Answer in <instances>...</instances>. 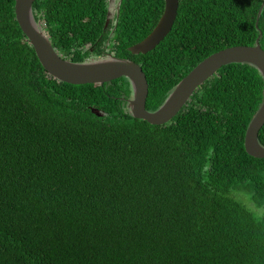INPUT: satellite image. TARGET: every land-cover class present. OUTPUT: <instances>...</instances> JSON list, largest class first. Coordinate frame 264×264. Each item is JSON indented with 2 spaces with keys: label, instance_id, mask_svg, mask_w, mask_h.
I'll use <instances>...</instances> for the list:
<instances>
[{
  "label": "trees",
  "instance_id": "1",
  "mask_svg": "<svg viewBox=\"0 0 264 264\" xmlns=\"http://www.w3.org/2000/svg\"><path fill=\"white\" fill-rule=\"evenodd\" d=\"M263 2L180 0L170 33L138 54L165 0L118 1L112 30L110 0H36L33 14L66 59L139 63L154 111L212 53L261 32L264 49ZM15 3L0 0V264H264V158L245 147L264 99L258 67H221L151 124L128 107V77L48 73Z\"/></svg>",
  "mask_w": 264,
  "mask_h": 264
},
{
  "label": "water",
  "instance_id": "2",
  "mask_svg": "<svg viewBox=\"0 0 264 264\" xmlns=\"http://www.w3.org/2000/svg\"><path fill=\"white\" fill-rule=\"evenodd\" d=\"M35 1L16 0V17L46 71L61 81L73 84H103L120 77H128L133 89L128 107L134 117L144 119L151 124L159 125L169 122L191 100L195 91L225 65L251 63L257 66L264 75V49L260 43L261 32L255 45H234L207 56L182 78L158 109L150 111L147 108L148 77L139 63L115 56L86 62H74L62 57L34 17L33 4ZM179 3L180 0H165V8L158 23L144 39L130 47L133 53L151 51L170 33L177 17ZM263 5L264 2L262 7ZM261 9L257 17V26ZM263 126L264 99L245 135L247 152L259 158H264V145L259 140V132Z\"/></svg>",
  "mask_w": 264,
  "mask_h": 264
},
{
  "label": "flooded vegetation",
  "instance_id": "3",
  "mask_svg": "<svg viewBox=\"0 0 264 264\" xmlns=\"http://www.w3.org/2000/svg\"><path fill=\"white\" fill-rule=\"evenodd\" d=\"M120 0H110V8L107 13V18L105 22L104 29L112 30L111 28H115L116 26V9L115 6L117 2Z\"/></svg>",
  "mask_w": 264,
  "mask_h": 264
}]
</instances>
